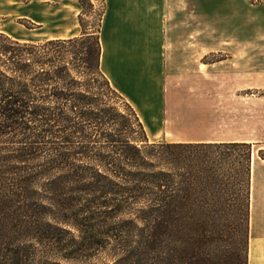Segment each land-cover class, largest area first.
<instances>
[{
  "label": "trees",
  "instance_id": "trees-1",
  "mask_svg": "<svg viewBox=\"0 0 264 264\" xmlns=\"http://www.w3.org/2000/svg\"><path fill=\"white\" fill-rule=\"evenodd\" d=\"M103 57L0 31V264H249L253 145L152 142Z\"/></svg>",
  "mask_w": 264,
  "mask_h": 264
},
{
  "label": "rangeland",
  "instance_id": "rangeland-1",
  "mask_svg": "<svg viewBox=\"0 0 264 264\" xmlns=\"http://www.w3.org/2000/svg\"><path fill=\"white\" fill-rule=\"evenodd\" d=\"M82 1L0 0V31L36 42L99 31L103 69L152 142L250 143L263 190L264 0ZM130 44L121 57L147 64L128 66L136 84L117 62Z\"/></svg>",
  "mask_w": 264,
  "mask_h": 264
},
{
  "label": "crops",
  "instance_id": "crops-1",
  "mask_svg": "<svg viewBox=\"0 0 264 264\" xmlns=\"http://www.w3.org/2000/svg\"><path fill=\"white\" fill-rule=\"evenodd\" d=\"M104 50V46H103ZM126 50L131 53L137 50L134 45H126L119 50L117 62L119 69L126 74L127 78L135 84L141 82L139 76H131L128 72V66L132 63L136 68L146 67V63L134 56V60L124 59L121 57L122 51ZM104 58V57H103ZM140 115V114H139ZM141 117V116H140ZM143 121V120H142ZM144 122V121H143ZM145 124V123H144ZM147 130V129H146ZM243 142V141H242ZM255 159L253 156V173L251 189V232H250V250L249 264H264V189L258 190L255 185L256 181Z\"/></svg>",
  "mask_w": 264,
  "mask_h": 264
},
{
  "label": "bare ground",
  "instance_id": "bare-ground-1",
  "mask_svg": "<svg viewBox=\"0 0 264 264\" xmlns=\"http://www.w3.org/2000/svg\"><path fill=\"white\" fill-rule=\"evenodd\" d=\"M139 116H141V115H139ZM141 119L143 120V118L141 117ZM144 121V120H143ZM146 129H147V127H146ZM147 131H148V129H147Z\"/></svg>",
  "mask_w": 264,
  "mask_h": 264
}]
</instances>
